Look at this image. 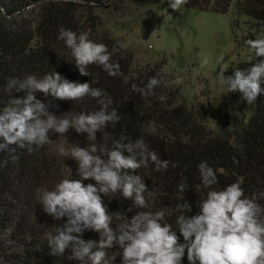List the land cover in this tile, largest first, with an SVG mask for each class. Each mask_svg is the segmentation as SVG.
I'll list each match as a JSON object with an SVG mask.
<instances>
[{"label":"trees","instance_id":"obj_1","mask_svg":"<svg viewBox=\"0 0 264 264\" xmlns=\"http://www.w3.org/2000/svg\"><path fill=\"white\" fill-rule=\"evenodd\" d=\"M162 0H0V109L12 98H23L25 93L5 91L8 78H23L28 74L43 77L58 72L72 82L91 83L104 90L112 99L120 120L115 126L109 124L97 133V146L111 148L121 135L135 141L143 137L150 150L159 158L170 161L167 171L157 172L154 165L138 170L149 190L156 193L154 204L147 209L132 206L131 200L122 196L103 197L115 229L124 220H130L138 211L156 212L169 208L172 215L166 217L173 230L178 231L176 205L183 203L177 185L186 178L189 188L185 191L186 202L191 210L184 215L194 216L199 212V201L205 198L206 190L195 191L200 184L197 165L206 161L217 172L218 189L244 178L245 196L264 193V94H261L250 112H221L214 128L208 125V117L202 104L188 105L179 90L161 71L164 61L154 65L137 66L135 53L121 48L122 39L113 37L104 29L95 9H104L125 4L146 7L160 4ZM168 0H165L168 5ZM234 4L236 17L245 18L248 39L264 38V0H187L183 5L190 10L227 15ZM32 11V12H31ZM34 13V15H31ZM18 18V19H17ZM236 21H232L234 30ZM63 27L77 34L87 33L97 43H103L111 53V61L119 64L120 75L109 76L102 68L89 66V76H81L74 59L63 41L58 40ZM256 59H252L249 68ZM162 81L154 89V95L144 96L133 91L132 85L145 88L149 79ZM166 85V86H165ZM264 87V84L261 85ZM166 95L161 102L158 97ZM37 99L49 104L48 111L57 117L69 112L96 111V100L85 98L77 105L45 98L36 93ZM52 143L46 144L31 154L18 150L19 159L12 161L8 153L0 152V264H80L69 260L70 250L64 256L50 255L45 233L62 227L67 218L55 220L46 214L38 203L37 189L52 190L64 178L79 179L78 164L71 158L59 155L60 146L78 145L88 147L86 133L69 129L65 137L50 133ZM3 141L0 140V143ZM176 164V167H172ZM71 173H70V171ZM85 184L95 181H84ZM257 202L264 208V198ZM132 207V211L128 209ZM179 243H184L177 232ZM86 242H99V234L85 231L81 237ZM122 252L118 245L108 250L110 264H122ZM115 255V257H114ZM181 264H189L185 253Z\"/></svg>","mask_w":264,"mask_h":264},{"label":"clouds","instance_id":"obj_2","mask_svg":"<svg viewBox=\"0 0 264 264\" xmlns=\"http://www.w3.org/2000/svg\"><path fill=\"white\" fill-rule=\"evenodd\" d=\"M167 3L173 11H179L187 0H168ZM57 38L70 50L81 76L88 77V68L92 65L102 68L111 77L121 74L119 64L111 61L107 46L94 42L87 33L77 34L61 27ZM244 44L256 58L253 66L245 70L235 67L234 74L227 77L221 69L217 78L223 80L229 93L239 92L243 101L254 105L264 94L261 86L264 84V38L248 39ZM119 46L125 47L124 44ZM161 83L152 77L145 88L133 84L132 89L144 96L154 95V89ZM5 91L9 96L13 92L25 93L23 98H12L0 109V140L3 141L0 152L8 153L10 160L19 159L18 150L31 154L52 143L50 133L65 137L69 129H73L78 134H87L88 147L68 144L58 149L60 156L78 164L79 179L70 176L61 179L52 190L37 189L38 203L43 205L46 214L55 220L67 218L62 227L54 228V234L52 231L45 233L50 255L62 257L70 250L67 259L80 264H110L108 250L118 245L122 250L118 253L122 256V264H181L185 253L189 264H264V208L257 202L258 198H264V193L260 197L245 196L243 177L218 189L217 172L223 170H214L206 161H201L197 165L200 184L194 189L206 190V196L199 201L197 215H184L191 206L184 197L189 185L186 178H182L177 185L182 194L179 199L183 201L176 205V211L181 213L175 221L178 231L173 230L166 219L172 215L169 208L156 212L138 211L130 220L116 214L117 220L125 222L114 229L113 214L102 196L110 199L122 196L138 209L151 207L156 193L148 189L143 177L137 174L138 170L151 164L157 172L167 171L170 161L160 159L143 137L132 141L121 135L111 148L98 147L97 133L109 124L115 126L121 117L107 93L91 83L72 82L54 71L42 78L36 74L22 79L10 77ZM36 93L76 105L85 98H92L98 110H84L74 115L69 112L57 117L48 111L49 104L37 99ZM158 99L163 102L167 96L161 95ZM89 180L95 184L84 183ZM128 211L131 212L132 207ZM88 230L99 234V242H86L81 238ZM177 232L184 243H179Z\"/></svg>","mask_w":264,"mask_h":264},{"label":"rangeland","instance_id":"obj_3","mask_svg":"<svg viewBox=\"0 0 264 264\" xmlns=\"http://www.w3.org/2000/svg\"><path fill=\"white\" fill-rule=\"evenodd\" d=\"M95 14L104 29L135 53L137 66L164 61V76L188 105H203L211 128L221 112H250L252 105L239 92L229 93L217 78L221 69L227 77L234 74L235 67L245 70L256 59L244 44L246 20L236 17L234 4L227 15L184 6L173 11L165 0L146 7L125 4L95 9ZM232 21H236L234 30Z\"/></svg>","mask_w":264,"mask_h":264}]
</instances>
